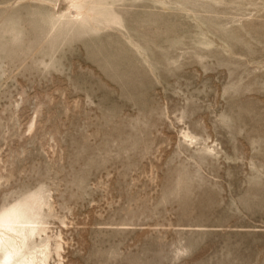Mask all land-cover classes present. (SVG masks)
Here are the masks:
<instances>
[{
    "label": "rangeland",
    "instance_id": "1",
    "mask_svg": "<svg viewBox=\"0 0 264 264\" xmlns=\"http://www.w3.org/2000/svg\"><path fill=\"white\" fill-rule=\"evenodd\" d=\"M4 218L48 264H264V0H0Z\"/></svg>",
    "mask_w": 264,
    "mask_h": 264
},
{
    "label": "bare ground",
    "instance_id": "2",
    "mask_svg": "<svg viewBox=\"0 0 264 264\" xmlns=\"http://www.w3.org/2000/svg\"><path fill=\"white\" fill-rule=\"evenodd\" d=\"M15 223L8 218L0 221V249L4 248L0 264H48L49 254L42 253L37 256L32 252L22 251L26 235L31 236L35 232L39 235L44 229L30 224Z\"/></svg>",
    "mask_w": 264,
    "mask_h": 264
}]
</instances>
